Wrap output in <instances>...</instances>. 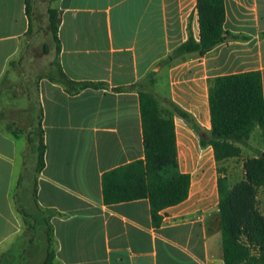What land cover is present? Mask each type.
I'll return each instance as SVG.
<instances>
[{
    "label": "crops",
    "instance_id": "crops-1",
    "mask_svg": "<svg viewBox=\"0 0 264 264\" xmlns=\"http://www.w3.org/2000/svg\"><path fill=\"white\" fill-rule=\"evenodd\" d=\"M26 1L0 0V92L7 76L21 74L27 112L34 119L35 106L40 110L44 166L35 208L21 200L18 206L26 141L0 126V264H26L24 254L32 255L31 241L12 250L26 239L24 217L37 229L40 248L55 243L57 264H224L214 152L202 147L184 118L175 115L174 122L180 171L192 177L190 193L160 212L158 226L148 199L105 204L103 176L145 159L141 90L160 97L162 105L176 103L208 138L211 80L260 72L264 89V0H224L226 40L203 56L172 61L190 35L200 40L198 0H56L53 8L62 12L58 59L85 87L48 77L56 47L45 54L43 45L27 40ZM53 51L55 59L37 69V56ZM251 139L242 154L249 158L264 152V138L261 146Z\"/></svg>",
    "mask_w": 264,
    "mask_h": 264
},
{
    "label": "trees",
    "instance_id": "trees-1",
    "mask_svg": "<svg viewBox=\"0 0 264 264\" xmlns=\"http://www.w3.org/2000/svg\"><path fill=\"white\" fill-rule=\"evenodd\" d=\"M56 1V0H53ZM31 36L37 16L33 0L26 1ZM200 40L190 35L173 56L198 53L203 56L226 40L224 0H198ZM47 36L42 48L47 54L56 47L57 59L51 63L48 77L67 87H85L88 83L74 82L62 69L59 27L62 12L49 8ZM17 65V63H14ZM152 92L140 91L145 159L109 171L103 176V197L107 205L148 199L154 225L162 220L160 212L176 206L189 197L192 177L180 171L174 116L189 122L200 136L202 147H212L218 170L219 215L224 264H264V213L260 209L259 191L264 188V152L243 161L244 178L231 186L225 168L230 159L240 158L243 148H250V139L259 126L264 138V89L260 72H247L217 77L210 82L209 104L211 134L205 137L195 120L176 103ZM42 129V128H41ZM40 129V130H41ZM40 168L44 166L45 144L41 131Z\"/></svg>",
    "mask_w": 264,
    "mask_h": 264
},
{
    "label": "rangeland",
    "instance_id": "rangeland-1",
    "mask_svg": "<svg viewBox=\"0 0 264 264\" xmlns=\"http://www.w3.org/2000/svg\"><path fill=\"white\" fill-rule=\"evenodd\" d=\"M55 6L56 1L53 0H33V10L37 16V22L33 34L27 40L33 38V41L40 46L44 44L47 35L46 29L48 28L47 12L49 8ZM35 53L36 55L39 54L37 51ZM37 57L40 58V63L36 64L37 69L40 68L41 70V68L47 66L48 61H53L55 59V52L53 51L49 56L41 55V57ZM11 74L10 77L7 76V80L3 83L4 89L0 92V111L4 109L7 110L6 115H0V126L9 133L24 138L26 141L24 158L19 162V169L21 170L19 180L20 188L17 189L16 196L18 199V206L24 203L28 210H32L36 206V186L38 175L41 170L40 110L38 106H35L33 119L30 113L27 112L28 102L25 89L20 84L22 76L15 71ZM37 79V77L31 79V90L33 91L34 96L36 94V87L33 84L37 82ZM145 87H150V84H145ZM162 106H164L163 108L165 110L169 108L168 105ZM260 134L261 131L257 128L252 135V144L263 145L261 142L262 135L260 137ZM247 158L249 157H247L245 153L242 157L230 159L221 165V167L226 170L229 184L231 186L243 180V161ZM261 193L263 194L264 190H261ZM19 200H21V204L19 203ZM24 221L26 225V239H18L17 242L14 243L15 246H13V252L21 251L22 244L31 241L30 251H32V255L29 256L27 252V254H24V261L26 264H57L54 260L55 243H51V240H49V245L46 248H40V240L38 239L39 234L32 220L29 217H24ZM33 244L34 246L32 247Z\"/></svg>",
    "mask_w": 264,
    "mask_h": 264
}]
</instances>
